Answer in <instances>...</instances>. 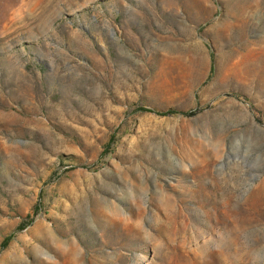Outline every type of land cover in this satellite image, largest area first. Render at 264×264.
<instances>
[{
  "label": "rangeland",
  "instance_id": "rangeland-1",
  "mask_svg": "<svg viewBox=\"0 0 264 264\" xmlns=\"http://www.w3.org/2000/svg\"><path fill=\"white\" fill-rule=\"evenodd\" d=\"M0 264H264V0H0Z\"/></svg>",
  "mask_w": 264,
  "mask_h": 264
},
{
  "label": "trees",
  "instance_id": "trees-1",
  "mask_svg": "<svg viewBox=\"0 0 264 264\" xmlns=\"http://www.w3.org/2000/svg\"><path fill=\"white\" fill-rule=\"evenodd\" d=\"M140 111H145V112H154L158 115H162V116H165V115H171V114H176V113H181V114H185V115H188L190 114V112H181V111H176L174 109H167V110H163V111H157V110H154V109H150V108H147V107H140L139 108ZM24 227L21 225L18 227V230H22ZM11 236L12 235H9V236H6L3 240V246H5L7 244V242L11 239Z\"/></svg>",
  "mask_w": 264,
  "mask_h": 264
},
{
  "label": "bare ground",
  "instance_id": "bare-ground-1",
  "mask_svg": "<svg viewBox=\"0 0 264 264\" xmlns=\"http://www.w3.org/2000/svg\"><path fill=\"white\" fill-rule=\"evenodd\" d=\"M256 126V125H255Z\"/></svg>",
  "mask_w": 264,
  "mask_h": 264
}]
</instances>
